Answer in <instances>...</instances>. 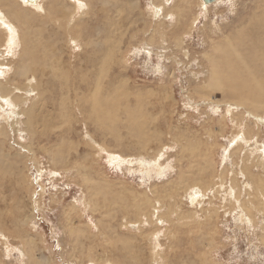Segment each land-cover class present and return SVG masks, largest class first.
Wrapping results in <instances>:
<instances>
[{
    "label": "rangeland",
    "instance_id": "obj_1",
    "mask_svg": "<svg viewBox=\"0 0 264 264\" xmlns=\"http://www.w3.org/2000/svg\"><path fill=\"white\" fill-rule=\"evenodd\" d=\"M77 1L75 20L70 0H44L46 15L0 0L14 28H0V81L10 88L0 95V264H264L255 185L264 186V92L256 87L264 71L255 67L264 63V23L251 19L264 0L205 8L201 0ZM228 40L252 70L221 61ZM44 54L60 58L67 83L49 69L41 77ZM21 63L48 90L33 133L18 111L37 94L10 82L26 80ZM94 92L100 123L90 111ZM196 187L206 191L191 204Z\"/></svg>",
    "mask_w": 264,
    "mask_h": 264
},
{
    "label": "bare ground",
    "instance_id": "obj_2",
    "mask_svg": "<svg viewBox=\"0 0 264 264\" xmlns=\"http://www.w3.org/2000/svg\"><path fill=\"white\" fill-rule=\"evenodd\" d=\"M23 4L22 5H24L26 8H29V7H31V8H33L34 9V11H37L38 13H40V14H44L45 13V15L47 14V12L48 11H45L44 10V6H43V2H44V0H35V1H29V0H20ZM80 1H82V0H80ZM169 1V0H168ZM257 2H259V3H261L262 2V0H256ZM107 2V1H106ZM115 2V1H114ZM68 3V2H67ZM70 3H72L71 5H73L74 7H73V12L75 13V20L76 19H78L79 17H81V16H77V14L80 12V11H78L79 10V4H78V1L77 0H70ZM167 3V2H166ZM69 4V3H68ZM84 4V3H83ZM102 4V3H101ZM107 4V3H106ZM116 4V3H115ZM165 4V3H164ZM28 5V6H27ZM162 5V4H161ZM201 7H203V8H205V6H208V5H210V4H208V5H206L204 2H203V0H201L200 1V4H199ZM23 6V7H24ZM83 6H85V4L83 5ZM158 6V5H157ZM163 6V5H162ZM161 6V7H162ZM173 6V5H172ZM174 7V6H173ZM30 8V9H31ZM153 8V7H152ZM164 8H165V6H164ZM174 9V8H173ZM162 10L163 9H161L160 8V6H159V8H158V12L159 11H161V14H163V16L165 17V18H168L169 17V14L168 13H166L167 11H165V12H162ZM165 10V9H164ZM26 12V11H25ZM156 12V11H155ZM174 12V11H173ZM157 14V13H156ZM257 14H260V15H257ZM171 15V14H170ZM174 17L176 16V15H173ZM172 16V17H173ZM68 21H69V23L71 24H73L74 23V20H72L71 19V16L69 15V17H68ZM162 19V18H161ZM177 19V18H176ZM176 19H175V21H176ZM252 20H253V22H255L257 25H263V23H264V9H261V10H257V11H255V14L253 13V17L251 18ZM60 20V19H59ZM157 20V19H156ZM166 20V19H165ZM5 21L7 22L6 24H3V23H5ZM26 21V20H25ZM56 21H58V20H56ZM67 21V20H66ZM66 21H65V23H66ZM163 21V20H162ZM62 22V21H61ZM164 22V21H163ZM56 23V22H55ZM167 23V22H166ZM3 24V27L1 26ZM10 23H9V21L4 17V15H2L1 13H0V28H3L5 31H7L8 33H10L11 34V32L13 31V29L14 28H12V27H10V25H9ZM56 24H59V23H56ZM117 24V23H116ZM162 24V23H161ZM241 24H243V21L241 22ZM61 25V24H60ZM113 25V24H112ZM120 25V24H119ZM248 25V24H247ZM250 25H251V22H250ZM12 26V25H11ZM71 26V25H70ZM58 27H59V25H58ZM17 28V27H16ZM67 28V27H66ZM159 28H160V26H159ZM18 29V28H17ZM119 29V28H118ZM67 30V29H66ZM72 30V29H71ZM70 30V31H71ZM262 30H264V29H262ZM16 31V30H15ZM26 31H27V29H26ZM114 31H116V30H114ZM114 31H112V33L114 32ZM120 31V30H119ZM255 31H259V29H256ZM67 32V31H66ZM14 33V32H13ZM22 33V32H21ZM125 33V32H124ZM17 34V33H16ZM69 34V33H68ZM71 34V33H70ZM160 34V33H159ZM3 35V34H2ZM12 35H14V34H12ZM68 36V35H67ZM79 36V35H78ZM77 36V37H78ZM245 36V35H244ZM259 35H257V36H254V37H252V42L253 41H255V43L256 42H261V39L259 40V41H257V37H258ZM105 37V36H104ZM247 39H250V34H247L246 36H245ZM13 38H14V36H13ZM69 38H71V36L69 37ZM241 38H243L244 40H245V38L244 37H241ZM17 40V39H16ZM74 42L76 41H78L79 39H77V38H75V40H74V38L72 39ZM12 40H11V37H9V35L7 36V38H6V42H4V43H6V46H8L9 47V43H12L11 42ZM264 41V40H263ZM21 43V42H20ZM31 43V42H30ZM48 43V42H47ZM9 44V45H8ZM10 46H12V45H10ZM14 46V45H13ZM45 48V47H44ZM6 49V48H5ZM7 50V49H6ZM5 50V51H6ZM46 50V49H45ZM51 52L52 53H54L55 52V50H53V48H51ZM226 53L221 57V61L222 62H224L225 64H226V66H228L230 69L229 70H231V67H233V65L235 64V63H240V64H242V65H244L245 67L244 68H247V66L244 64V60H243V58H240V56H238L239 55V52L236 50V48L231 44V42L228 40L227 41V47H226ZM20 51H21V49H20ZM13 52V51H12ZM8 54H10L9 52H7ZM21 53V52H20ZM232 54H236V57L235 58H233V60L231 59V55ZM27 55H29L28 54V51H27V49H25L24 51H23V54L21 55V59H24L25 57H27ZM42 55V54H41ZM18 56V55H17ZM19 58V57H18ZM2 59H3V57H2ZM17 59V58H16ZM29 59H31V57L29 58ZM51 62L52 64L51 65H49V63L48 62ZM20 62H22V61H20ZM261 62V64L260 65H255V67H257L259 70H257V72L258 73H260V72H262V71H264V63L262 62V61H260ZM212 63V62H211ZM29 65L28 64H26V63H21V65L19 66V67H17V68H19L20 70H21V72L19 73V76L21 77V76H23V78H25L26 80L21 84V85H19V83H16L15 81H13L12 79L10 80V82H13L14 83V89H21V90H25L26 88H31V90H33V92L35 91L36 92V94H37V96H35V98L37 97V99L32 103V105H31V107H29L28 108V110H26V109H22L21 111H18L19 113H24L25 115H26V117H27V120H28V125H29V132H27V133H33V130H32V120L35 118L34 116H35V113H36V109H35V105H37V102H38V100L41 98V96H42V94L44 93V92H47L48 90H42L41 88V83H40V80H37L35 77H33V75L34 74H31L32 73V69H29ZM254 67V68H255ZM2 68H4V67H2ZM2 68H0V69H2ZM17 68L15 69L16 71H17ZM38 68H39V70L41 71V77L42 78H44V73H45V71L47 70V69H49V70H51V72H52V75H54V77L55 78H58V79H60V81H63V82H65V83H67L68 82V77H66V78H64L63 76H62V74H61V71H62V66H61V63H60V58H54V56L53 55H49V54H44L43 55V57H42V59H41V62L39 63V66H38ZM46 69V70H45ZM228 69V68H227ZM250 68H247V70H249ZM253 69V68H252ZM252 69H250V70H252ZM45 70V71H44ZM1 72V71H0ZM244 72H246V71H244ZM249 72H251V71H249ZM28 73H30L31 75H32V78H30V76H28ZM231 73L233 74V71H231ZM231 74V75H232ZM40 75V74H39ZM46 75V74H45ZM28 76V77H27ZM49 76V75H48ZM213 76V74L211 75V77ZM236 76V75H235ZM41 78V79H42ZM247 78L249 79V80H254L255 79V77L253 78V75L250 73V74H248L247 75ZM9 80V79H8ZM7 80V81H8ZM93 80V82L91 83V85H96L97 86V84H98V80L96 79V78H94V79H91V81ZM241 80V79H240ZM9 82V83H10ZM7 86V85H6ZM1 81H0V95L3 97V96H6V94L7 93H9L10 92V88H8V87H6ZM67 85H65L64 86V88H65V91H66V94H69V92H70V87L68 86V87H66ZM80 87L82 88V89H85L86 91H88V92H92V90H91V88H90V85L88 86L87 84H82V85H80ZM80 87L79 86H77L76 85V88H78V89H76V92L77 91H83L84 92V90H80ZM256 87H257V89H258V91H261V93H259L258 95H262L263 94V92H264V86H262V85H259V83H257L256 84ZM235 88V87H234ZM12 91H14V90H12ZM74 91H75V89H74ZM32 92V91H31ZM256 92V91H255ZM31 94V93H30ZM77 95H78V93H77ZM81 95V94H80ZM85 95V94H84ZM0 96V97H1ZM67 97V96H66ZM78 97V96H77ZM69 98V97H68ZM96 93L94 92L91 96H90V101H89V104H90V111H91V114H93L94 116H95V122H97V123H100L101 121H100V118H99V115H100V113H101V111H102V108L101 107H99L98 106V104H97V102H96ZM264 98V97H263ZM20 98L18 97V96H13V101H15V102H18V100H19ZM22 100H25V98H21ZM31 99V98H30ZM78 99H80V97L78 98ZM86 99V98H85ZM85 99H84V101H85ZM259 99V98H258ZM77 100V99H76ZM261 100V99H260ZM4 101H5V99H4ZM3 102V101H2ZM31 102V101H30ZM68 102H69V99H68ZM67 102V103H68ZM81 102V101H80ZM249 102V101H248ZM253 102V101H252ZM251 102V103H252ZM8 103V102H7ZM10 103V102H9ZM22 103V102H21ZM86 103V102H85ZM241 103V102H240ZM257 103V102H256ZM4 105H5V103H4ZM10 105V104H9ZM24 105V104H23ZM68 105V104H67ZM72 105V104H71ZM82 105V104H81ZM264 105V104H263ZM262 105V106H263ZM11 106V105H10ZM13 106V105H12ZM64 106V105H63ZM62 106V107H63ZM69 106V105H68ZM73 106V105H72ZM254 106V105H253ZM256 106H261V105H256ZM59 107H61V106H59ZM70 107V106H69ZM247 107V106H246ZM71 108V107H70ZM74 108V107H73ZM78 108V107H77ZM82 108H84V109H86L85 107H82ZM250 108H252L251 106H250ZM21 109V108H20ZM53 109H55V107H53ZM52 109V110H53ZM63 109V108H62ZM62 109H60V110H62ZM75 109V108H74ZM78 109H80V108H78ZM56 110V109H55ZM253 110V109H252ZM256 110V109H255ZM41 111V110H40ZM39 111V112H40ZM76 112H77V110H75ZM80 111H82V110H80ZM249 112H251V111H249ZM60 113V112H59ZM82 113V112H81ZM254 113V112H253ZM43 114V113H42ZM69 113L67 112V110H65V111H63L62 113H60V115H59V118H60V120L61 119H66L67 118V115H68ZM91 114H90V116H89V118H91ZM40 115V114H39ZM45 115V114H44ZM252 115V114H251ZM2 116V115H1ZM43 116V115H42ZM47 116V115H46ZM56 116V115H55ZM71 116H72V114H71ZM80 117V116H79ZM22 118V117H21ZM43 118V117H42ZM263 118V117H262ZM25 119V118H24ZM20 120V119H19ZM3 121V120H2ZM262 121H264L263 119H262ZM261 121V122H262ZM260 122V123H261ZM21 123H22V121H21ZM16 124V123H15ZM248 125V124H247ZM17 126V125H16ZM13 127V126H12ZM26 127V126H25ZM249 127V126H248ZM14 128V127H13ZM16 128V127H15ZM239 128V127H238ZM243 128V127H242ZM245 129H247V128H245ZM249 129V128H248ZM247 129V130H248ZM254 131V130H253ZM250 132H251V130H250ZM249 133V132H248ZM242 134V133H241ZM33 135V134H32ZM31 134H30V136H32ZM34 136V135H33ZM237 136V135H236ZM245 136H247V137H244L243 138V136H242V138L244 139L243 140V144H244V142L246 143L245 145H247V138L248 139H250L249 137H248V135H245ZM183 139V138H182ZM239 140V139H238ZM241 141V140H240ZM239 142V141H238ZM236 144V143H235ZM241 145H242V143H240ZM248 145H249V141H248ZM259 145V144H258ZM251 146V145H250ZM261 146V145H260ZM182 147V146H181ZM190 147V146H189ZM246 148H247V146H245ZM259 147V146H258ZM244 148V147H243ZM248 148H250V147H248ZM187 148H185L184 147V149H183V151H185ZM189 149V148H188ZM194 149L195 148H192L191 149V153H190V155H192L193 154V151H194ZM242 149V148H241ZM256 149V148H255ZM236 150V149H235ZM248 150H250V149H248ZM247 150V151H248ZM253 150V149H252ZM259 152H261V151H263L264 150V147H259ZM258 150H256V151H258ZM241 152L243 151V150H240ZM245 151V150H244ZM255 151V152H256ZM258 152V153H259ZM244 153V152H243ZM245 153H247V152H245ZM264 153V152H263ZM249 154V153H248ZM250 154H251V152H250ZM247 155V154H246ZM246 155H244V156H246ZM256 155V154H255ZM250 157V156H249ZM260 158V157H259ZM241 159V158H240ZM246 159V158H245ZM244 159V160H245ZM250 159V158H249ZM257 159V158H256ZM190 163V162H189ZM255 163V162H254ZM258 163V162H257ZM264 163V162H263ZM236 164V163H235ZM154 165V164H153ZM244 165V164H243ZM253 165V164H252ZM262 165V164H261ZM258 166H259V164H258ZM264 166V165H263ZM250 167V166H249ZM252 167V166H251ZM262 167V166H261ZM156 168V167H155ZM159 168V167H158ZM245 170V169H244ZM263 170V169H262ZM242 172V171H241ZM246 172V171H245ZM250 174V173H249ZM234 175V174H233ZM254 175V174H253ZM247 177V176H246ZM233 178V177H232ZM248 178V177H247ZM253 178V177H252ZM181 179H183V177L181 178ZM187 179V178H186ZM200 179V178H199ZM235 179V178H234ZM239 180V179H238ZM237 180V181H238ZM186 181V180H185ZM259 182H261L260 180H259ZM195 183V182H194ZM254 183V182H253ZM262 183V182H261ZM198 185V184H197ZM256 193L258 194V195H261V200L264 198V186L262 185V184H260V183H258V182H256ZM189 186V185H188ZM199 187H200V185H199ZM214 187V186H213ZM219 188V187H218ZM186 189H188V188H186ZM221 189V188H220ZM189 190H191V189H189ZM236 190V189H235ZM204 192V194H205V191L206 190H203ZM188 193V192H187ZM203 193H202V191L198 188V187H196V188H193L190 192H189V194H188V200H189V202L191 203V204H194L195 202H196V200L197 199H199V198H201L202 197V195H203ZM228 194H230V193H228ZM249 195H251V194H249ZM239 196V192L237 191L236 192V194H235V197L237 198ZM251 197H252V195H251ZM161 198H163V197H161ZM164 198H165V196H164ZM163 198V199H164ZM204 199V198H203ZM239 199V198H238ZM253 199V198H252ZM256 199V198H255ZM261 200H259L258 199V201H256V202H260V203H262V201ZM92 201V199H90L89 200V202H91ZM205 201V200H204ZM244 201V200H243ZM255 201V200H254ZM264 201V200H263ZM245 202V201H244ZM196 204V203H195ZM203 206V205H202ZM254 206H255V204H254ZM252 207H253V205H252ZM263 207V206H262ZM168 208L171 210L172 209V206L168 203ZM243 208L245 209V211L247 212V216H248V214L250 213V210L248 209V208H246L244 205H243ZM240 209V208H239ZM240 211V210H239ZM246 212H244V213H246ZM238 214V213H237ZM240 214V213H239ZM242 215H244V214H242ZM249 217V216H248ZM248 219V218H247ZM237 220V219H236ZM240 220H241V217H240ZM244 221V220H243ZM242 221V222H243ZM245 223V222H244ZM247 223V222H246ZM4 242V241H3ZM7 242V241H6ZM6 246H7V244H6ZM7 247H9V246H7ZM9 249V248H8ZM30 256V255H29Z\"/></svg>",
    "mask_w": 264,
    "mask_h": 264
},
{
    "label": "water",
    "instance_id": "obj_3",
    "mask_svg": "<svg viewBox=\"0 0 264 264\" xmlns=\"http://www.w3.org/2000/svg\"><path fill=\"white\" fill-rule=\"evenodd\" d=\"M29 1H35V0H29ZM219 0H203V2L206 4V5H208V4H214V3H216V2H218Z\"/></svg>",
    "mask_w": 264,
    "mask_h": 264
}]
</instances>
